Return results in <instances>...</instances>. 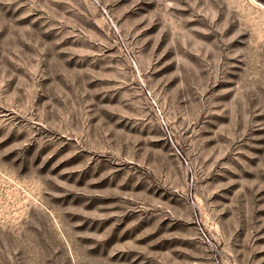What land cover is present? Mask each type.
<instances>
[{
  "label": "rangeland",
  "instance_id": "rangeland-1",
  "mask_svg": "<svg viewBox=\"0 0 264 264\" xmlns=\"http://www.w3.org/2000/svg\"><path fill=\"white\" fill-rule=\"evenodd\" d=\"M0 264H264V0H0Z\"/></svg>",
  "mask_w": 264,
  "mask_h": 264
}]
</instances>
